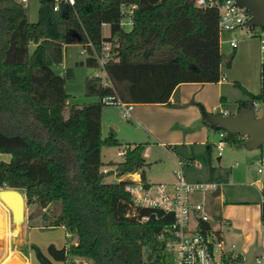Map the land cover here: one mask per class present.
<instances>
[{"label": "trees", "instance_id": "trees-1", "mask_svg": "<svg viewBox=\"0 0 264 264\" xmlns=\"http://www.w3.org/2000/svg\"><path fill=\"white\" fill-rule=\"evenodd\" d=\"M123 2L138 4L129 31L119 24ZM39 4L38 20L31 21L21 2L0 0V152L11 155L10 161H0V188L24 190L27 206L34 207L30 218L41 217L45 227L63 226L77 238L68 248L51 244L48 254L33 245L40 264L66 262L70 256L84 259L81 264H143L145 249L148 255L159 249L158 234L173 216L142 222L150 211L133 207L125 189L129 180L106 181L111 172L102 171V149L121 142L114 134L103 137L102 99L171 104L182 83L220 81L218 10L200 8L195 0H76L60 11L53 10L54 0ZM102 23L117 40H106ZM103 41L118 44L117 57L106 64L113 86L89 77L85 93L94 100L68 103L72 70L59 74L53 66L62 63L67 45L92 43L100 51ZM81 63L98 65L93 56ZM260 77V93L239 100V111L264 104V61ZM203 123L224 131L205 117ZM236 136L226 140L237 141ZM125 147L117 176L141 170L145 179L143 144ZM10 194L0 191L22 220L23 209Z\"/></svg>", "mask_w": 264, "mask_h": 264}, {"label": "rangeland", "instance_id": "rangeland-1", "mask_svg": "<svg viewBox=\"0 0 264 264\" xmlns=\"http://www.w3.org/2000/svg\"><path fill=\"white\" fill-rule=\"evenodd\" d=\"M39 6V0H28L27 13L31 21L38 20ZM103 33L106 36L110 34L108 26L104 27ZM83 49V44H69L64 49L62 63L53 66L54 70L59 74H64L69 69L72 70V75L66 81V90L70 95L68 103L70 104L81 105L94 100L87 97L85 89L87 79L93 76L96 68L88 67L85 63H81L87 59V56L81 53ZM262 57L264 60L263 55ZM230 69L233 72H231V77L239 80L240 84L238 86H224L227 88V94H224L225 102L223 105L227 109H230V111H233L238 100L246 99L250 95L245 88L246 84H243V82L248 81L252 87H258V89L261 82L260 71L256 70L254 74L252 67L245 61H234ZM195 106L200 110L198 118L194 114L196 110ZM259 106L260 110L257 111L258 116L262 114L264 104H259ZM149 109L152 112L148 113L147 116H151L152 122L155 123L157 120H160L163 123L151 136L142 127L138 126L137 123L132 124L127 118H124L121 108L117 105H104L103 110L106 114L104 115L106 123L104 124L103 136H111L114 129L121 140V145L104 146L102 160L105 163V167H114L117 163L124 160V156L119 155L118 152L119 150L126 151V145L143 144V156L148 163L145 166L147 181L153 183L172 182L174 181L173 171L179 168L178 153L181 152L188 156L194 150L195 160L200 164V167H190L188 169L184 167V172L189 180L196 178L197 180L206 181L211 176L216 180L222 178L226 182H224L221 189H223L222 192L229 203H263V187L261 182H264V162H261V160H264V145L257 149H247L244 143H242L246 139L236 136L237 141L229 142L226 140L222 158L218 161L220 154L217 144L221 140V131L203 123L205 115L198 101L181 106L179 104L167 105V107L155 105ZM64 115H69L68 106L64 110ZM113 118L116 119L115 125H117L118 129L106 126L107 122ZM146 126L152 130L154 125L146 124ZM186 141H191L192 143H185ZM209 146L211 149L208 148ZM174 147L177 149H173ZM259 168L263 169L262 173L258 172ZM211 170H213V174H211ZM137 172L141 173V170ZM115 178L117 179V177L110 174L106 177V181L115 182ZM195 196L198 200H202L203 198L199 194ZM205 196L212 210V216L216 219L212 223L216 224L218 218L217 212L220 211L222 204L212 202V194L208 193ZM223 204L227 205L224 202ZM33 208L27 206L26 213L30 214ZM237 212L239 217L245 215V211L242 208H239ZM20 223L18 217V226ZM17 232V235L10 236V247L6 251V255L9 256L12 249L25 250L27 254L31 255L32 264H40L36 258L33 245L48 254V247L51 244H54L58 248H63L66 245L69 247L71 244V238L69 239L66 234L67 231L60 227H33L27 235L25 233L26 242L23 240L20 229ZM29 250H32L33 254L29 253ZM147 256L148 249H145L144 258H147ZM56 263L76 264L72 256L66 262Z\"/></svg>", "mask_w": 264, "mask_h": 264}, {"label": "built area", "instance_id": "built-area-1", "mask_svg": "<svg viewBox=\"0 0 264 264\" xmlns=\"http://www.w3.org/2000/svg\"><path fill=\"white\" fill-rule=\"evenodd\" d=\"M18 1L27 7L28 0ZM195 3L200 8L218 10L221 37L225 33L246 28L250 34L259 38L260 51L264 55V29L260 26L249 27L247 22L251 18L250 12L238 7L235 0H195ZM75 4L76 0H54L53 10L60 11L63 8L74 7ZM137 8V3H121L119 22L121 28L126 31L132 29ZM106 26L110 29L109 24L102 23L103 29ZM103 35L109 38L106 40H117L115 37L111 38V32L108 36L104 33ZM230 45L235 48L238 41L231 39ZM83 46L84 49L81 53L85 54L87 58L93 56L98 61L92 77L102 78L104 86H113L106 71V64L117 57L118 44H114L112 41H103L100 51L92 43ZM102 102L120 107L122 116L127 119L131 116L134 107L133 103L123 102L116 96H107L102 99ZM255 110H260L258 102L255 103ZM228 135L229 133L225 130L220 133L221 140L217 145L220 154L224 150ZM237 136L247 139L243 135ZM125 153V150L118 152L123 156ZM261 162L264 160L262 159ZM183 165L184 163L180 161L179 168L174 171L175 179L172 182H147L137 171L120 177V180H129L125 189L130 194L133 207L150 211L148 215L141 218L142 222L149 221L151 216L156 218L173 216V221L166 224L158 234L159 249L144 258L143 264H226V258L230 260L227 264H243L246 257L237 250L236 245L233 244L230 248L226 245L222 221L217 219L216 224L212 223L215 218L210 213V206L205 195L209 193L213 196L221 184L215 181H189ZM102 171L110 172L108 168H103ZM262 171V168L258 169L259 173ZM124 176L127 178H123ZM197 194L203 196L202 200L195 198ZM201 221L209 222L210 229H203ZM253 264H264V251L256 256Z\"/></svg>", "mask_w": 264, "mask_h": 264}, {"label": "crops", "instance_id": "crops-1", "mask_svg": "<svg viewBox=\"0 0 264 264\" xmlns=\"http://www.w3.org/2000/svg\"><path fill=\"white\" fill-rule=\"evenodd\" d=\"M249 33L248 29L240 28L233 32L225 33L221 37L220 44H221V52L223 56V66H222V78L218 82L212 83H182L177 86L174 90L170 102L171 104H160V103H133L134 107L131 112V116L128 118V121L132 124H136L142 127L147 133L151 136L153 135L156 129L159 128L160 125L163 123L160 120H157L155 123L152 122L151 116H147L148 113L152 111L149 109L152 106H165L167 105H177L179 106L188 104L193 101H198L200 104L204 106V108L210 113H229V114H237L239 113V105L238 101L234 106V110L230 111L227 109L223 104L225 102L224 94L226 93V89L224 86H238L240 81L231 77V69L230 67L233 65L234 61H245L247 62L253 70L255 74L256 70L261 71V64L264 61L262 57V52L260 51V40L259 38ZM235 39L238 41L237 47H232L230 45V40ZM68 46V45H67ZM66 46V47H67ZM262 54V55H261ZM264 56V55H263ZM83 62V61H82ZM230 62V65H228ZM64 67V66H63ZM62 67V68H63ZM233 73V72H232ZM230 79H229V77ZM233 76V74H232ZM243 82V81H242ZM261 82V77H260ZM246 84L245 88L249 92V94H258L261 91V83L257 88H254L250 85L248 81L243 82ZM249 98V97H248ZM246 98V99H248ZM245 100V99H241ZM261 105V103H258ZM195 117H199L200 110L197 106H195ZM105 112L102 111V133L104 132V124L106 123L104 119ZM154 121V120H153ZM116 119H110L107 122L106 126L108 128H116L118 129L117 125H115ZM146 124L154 125L152 130L149 129ZM154 130V131H153ZM111 134H114L116 138L121 142L120 138L118 137V133L112 131ZM104 135V134H103ZM104 137V136H103ZM185 143H192L191 141ZM218 145V144H217ZM211 149V147H208ZM173 149H177L174 147ZM103 151V149H102ZM224 151V150H223ZM223 153V152H222ZM222 153L219 154L218 161L221 160ZM179 155V162L182 161L184 163L183 168L186 167L187 169L190 167H200L195 160L194 150L190 155L186 156L181 152L178 153ZM11 155L8 153H1L0 152V161H10ZM105 167V166H104ZM110 170V174L113 175L115 178V182L120 180V177L117 176L114 167H105ZM175 171V170H174ZM173 171V177L175 179ZM142 174V173H141ZM186 174V173H185ZM211 174H213V170H211ZM127 178L124 176L123 178ZM187 177V175H186ZM188 179V177H187ZM145 180L147 181L148 178L146 176L145 171ZM189 180V179H188ZM192 182H197L201 180H197L196 178H192ZM206 181H215L219 182L221 185L218 188L219 192L217 195L213 194L212 202L215 204L220 203V211L217 212L218 217H220L223 226V234L226 241V245L228 248L231 245L235 244L237 250L240 251L245 257L246 261L243 264H253L256 256L260 255L264 251V224L261 221V214H262V202L261 203H253L250 202H241V203H229L222 192L224 182L222 178H218L217 180L213 178V176L209 177ZM150 182V181H147ZM171 182V181H170ZM159 183V182H156ZM262 187L264 186V182H261ZM11 188H0V191H5ZM19 190L24 196L26 200V195L24 190ZM263 196V195H262ZM196 199H198L195 196ZM227 201V202H226ZM227 203L226 204H223ZM12 206V208H11ZM27 202L25 206V213L23 215L22 220L20 219L15 207L4 197L0 195V264H32L31 255L27 254V251L22 249H15L10 250V255L7 256V250H9V241L10 236L15 234L17 235L18 229H20V233L23 236V240L26 242L25 233L26 235L29 233L30 229L33 227H41L44 228L41 217L30 218V214L26 213ZM242 208L245 211V215L239 217L237 210ZM30 210V209H29ZM210 213L212 215V210L210 209ZM18 217L19 221L21 222L18 226ZM223 219V220H222ZM16 222V223H15ZM62 229H65L63 226H59ZM66 231V229H65ZM67 237L71 238V244L77 242V238L74 235L69 234L66 232ZM68 247L67 245L65 246ZM29 253L33 254L32 250L28 251ZM73 260H75L76 264H81L84 259L80 257L72 256ZM62 264V263H56Z\"/></svg>", "mask_w": 264, "mask_h": 264}, {"label": "water", "instance_id": "water-1", "mask_svg": "<svg viewBox=\"0 0 264 264\" xmlns=\"http://www.w3.org/2000/svg\"><path fill=\"white\" fill-rule=\"evenodd\" d=\"M235 2L238 7L250 12L251 18L247 22L249 27H264V0H235ZM205 119L229 134L245 136L247 139L244 145L247 149H257L264 145V109L260 116L257 115L255 106H252L237 114L209 113ZM5 192L14 194L10 200H13L16 205H21L24 215L27 202L25 196L17 189H7ZM218 193L215 192L214 195ZM201 226L203 229H210V223L207 221H201Z\"/></svg>", "mask_w": 264, "mask_h": 264}]
</instances>
